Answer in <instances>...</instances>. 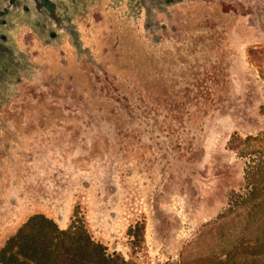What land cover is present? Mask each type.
<instances>
[{
    "label": "rangeland",
    "instance_id": "1",
    "mask_svg": "<svg viewBox=\"0 0 264 264\" xmlns=\"http://www.w3.org/2000/svg\"><path fill=\"white\" fill-rule=\"evenodd\" d=\"M23 5L0 28V250L36 214L130 264L264 250L206 227L264 151V0H56L72 30Z\"/></svg>",
    "mask_w": 264,
    "mask_h": 264
},
{
    "label": "trees",
    "instance_id": "2",
    "mask_svg": "<svg viewBox=\"0 0 264 264\" xmlns=\"http://www.w3.org/2000/svg\"><path fill=\"white\" fill-rule=\"evenodd\" d=\"M250 137L252 138L249 135L248 139ZM236 140H242L237 133L230 140L231 149L238 147L234 143ZM230 194L226 212L219 214L216 219L206 224L208 232L213 237L214 232L220 229L224 235L223 242L225 241L226 244V241H230L228 235L236 231L238 224L245 222V227L253 226L256 229L254 232L258 231L262 234V237L258 238L262 240L264 237V151L261 156L249 159L243 186L239 191L231 189ZM81 232L60 229L53 219L43 214H36L1 248L0 263L130 264L123 258L107 254L101 244L93 241L88 233ZM220 264H264V250L255 248L238 253L232 249L224 259H221Z\"/></svg>",
    "mask_w": 264,
    "mask_h": 264
},
{
    "label": "flooded vegetation",
    "instance_id": "3",
    "mask_svg": "<svg viewBox=\"0 0 264 264\" xmlns=\"http://www.w3.org/2000/svg\"><path fill=\"white\" fill-rule=\"evenodd\" d=\"M29 2L32 3L37 14L41 17L46 19L45 16L49 15V17L54 18L56 27L67 28L68 30L73 28L71 26H65L62 23L63 20L56 14V0H0V28L7 24V18L13 8H16V6L23 3L24 9L28 10L29 7L27 4H29ZM5 40L6 36L4 33H0V60L7 59L12 63H15L12 53L6 45ZM0 78H2L1 75Z\"/></svg>",
    "mask_w": 264,
    "mask_h": 264
}]
</instances>
